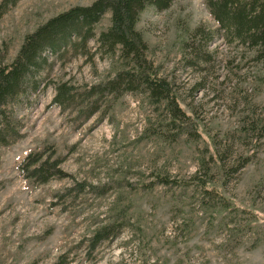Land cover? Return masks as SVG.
Returning a JSON list of instances; mask_svg holds the SVG:
<instances>
[{
    "label": "rangeland",
    "instance_id": "obj_1",
    "mask_svg": "<svg viewBox=\"0 0 264 264\" xmlns=\"http://www.w3.org/2000/svg\"><path fill=\"white\" fill-rule=\"evenodd\" d=\"M93 1L20 0L0 17V64L39 25ZM206 1L148 6L136 25L148 58L194 122L193 136L172 140L166 112L144 94H123L103 118L83 122L84 114L73 119L80 100L61 111L50 105L49 87L22 112L23 136L0 147V264H264V64L221 32L204 59L195 45L183 49L197 28H218ZM109 26L106 13L96 38ZM96 38L88 44L95 54L57 64L55 81L82 88L119 68L117 55L96 54ZM32 152H55L66 176L26 180L18 168ZM242 158L248 163L236 172ZM201 160L217 193L211 198L190 184ZM121 217L130 226L91 249L93 232Z\"/></svg>",
    "mask_w": 264,
    "mask_h": 264
},
{
    "label": "trees",
    "instance_id": "obj_2",
    "mask_svg": "<svg viewBox=\"0 0 264 264\" xmlns=\"http://www.w3.org/2000/svg\"><path fill=\"white\" fill-rule=\"evenodd\" d=\"M20 0H0V17ZM174 0H95L87 6H74L59 13L33 32L26 34L9 64L4 56L0 64V147L7 146L23 136L24 115L22 112L36 107L40 96L53 87L51 106L61 111L75 109L80 105L73 119L84 116L83 122L96 114L103 118L114 101L123 94L134 93L147 96L149 103L166 112V127L176 133L172 140L182 135L193 136L196 131L191 117L181 109L175 96L174 84L160 75V68L148 58L149 47L143 34L136 28L140 15L148 6L158 11L166 10ZM214 21L215 31L205 32L197 28L186 41L184 48L195 45L193 53L201 59L207 56L208 46L216 34L222 33L229 45H237L253 52V60L264 64V0H207ZM110 14V26L95 36V27L103 16ZM96 38V54L116 56L120 63L117 70L107 78L91 84L79 86L69 81L57 82L53 72L57 64H65L76 56H92L89 42ZM193 39V41H192ZM192 41V42H191ZM204 43V50L200 44ZM190 42L192 45H190ZM107 100V102L105 101ZM105 104V105H104ZM263 132L260 133V137ZM218 158V157H216ZM236 172L248 163L241 159ZM62 159L55 152L45 157L43 152L30 153L19 166L26 180L36 184H46L53 178L66 176L60 169ZM202 173L196 172L190 184L200 188L208 198L217 195L215 189L208 188V165L200 162ZM161 180L159 184H167ZM95 190L94 187H89ZM135 188V187H132ZM85 189L79 185L78 192ZM99 189V188H97ZM103 193V192H102ZM121 217L113 219L97 228L87 240L91 249L105 241L113 240L118 233L130 226V221Z\"/></svg>",
    "mask_w": 264,
    "mask_h": 264
}]
</instances>
